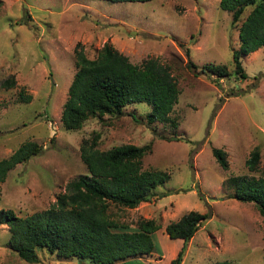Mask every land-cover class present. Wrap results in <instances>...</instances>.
Here are the masks:
<instances>
[{"label":"rangeland","instance_id":"obj_1","mask_svg":"<svg viewBox=\"0 0 264 264\" xmlns=\"http://www.w3.org/2000/svg\"><path fill=\"white\" fill-rule=\"evenodd\" d=\"M236 28L218 0H0V159L24 140L41 145L38 155L7 173L0 208L25 217L48 207L70 178L87 170L78 146L97 131L99 149L149 143L143 168L169 174L150 200L115 211L114 217L131 228L137 219L155 218L162 225L151 234L150 255L115 264H168L183 239L168 238L165 225L190 209L210 218L188 240L180 264H264L262 217L251 201L231 196L227 181L259 174L245 165L255 146L258 169L264 168V47L241 57L246 78L234 74ZM77 42L88 58L109 42L133 63L155 58L169 65L180 93L170 114L177 127L146 122L151 107L141 101L118 116L104 114L66 130L59 115L76 70ZM188 59L197 67H188ZM207 63L225 64L231 74L202 72ZM11 78L13 84L5 86ZM21 92L29 102L22 101ZM212 146L227 152L228 168L215 159ZM8 239L6 225H0V264H90L56 259L45 249L36 263H27Z\"/></svg>","mask_w":264,"mask_h":264},{"label":"trees","instance_id":"obj_2","mask_svg":"<svg viewBox=\"0 0 264 264\" xmlns=\"http://www.w3.org/2000/svg\"><path fill=\"white\" fill-rule=\"evenodd\" d=\"M218 6L229 11L231 23L237 25L239 48L232 52L233 73L246 78L248 74L241 64V57L264 47V0H218ZM79 44L76 43L73 54L76 70L67 85V97L59 115L66 130L79 129L86 120L104 114L118 116L125 106L141 101L151 107L145 114L146 122L158 121L177 127L170 114L180 93L169 65L155 58L133 63L109 42H105L94 57L88 58ZM186 52L188 54V49ZM186 64L197 67L190 59ZM201 71L219 77L231 74L227 66L220 63H207ZM6 81L3 84L9 87L14 79ZM20 95L22 101L29 102L30 96L26 97L22 92ZM99 136L96 131L80 141L78 149L87 170L70 178L65 191L59 193L48 207L25 217L17 215L11 208H0V225H6L8 246L23 261L36 263L38 251L43 249L56 259L76 258L90 264H115L154 251L151 234L162 226L157 219H137L131 228L114 214L121 208L150 200L156 188L168 180L169 174L163 169L143 168L142 160L150 150L149 143L142 146L124 143L99 149ZM40 149L39 143L24 140L9 156L0 159V197L1 184L9 170L38 155ZM210 151L223 168H228L226 151L216 146ZM259 160L260 152L255 146L245 159V165L250 172L259 174H240L228 177L227 181L233 190L231 196L239 201H251L264 223V168L258 169ZM167 193L163 192L159 197ZM209 218L207 212L190 209L165 225L168 238L183 239L182 246L168 264L181 263L188 240ZM211 264L230 263L221 260Z\"/></svg>","mask_w":264,"mask_h":264},{"label":"crops","instance_id":"obj_3","mask_svg":"<svg viewBox=\"0 0 264 264\" xmlns=\"http://www.w3.org/2000/svg\"><path fill=\"white\" fill-rule=\"evenodd\" d=\"M174 255V254H173ZM171 257V256H170ZM170 257H169V259H170Z\"/></svg>","mask_w":264,"mask_h":264}]
</instances>
